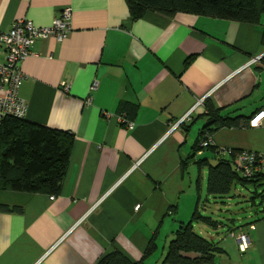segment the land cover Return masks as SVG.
<instances>
[{"label": "crops", "instance_id": "1", "mask_svg": "<svg viewBox=\"0 0 264 264\" xmlns=\"http://www.w3.org/2000/svg\"><path fill=\"white\" fill-rule=\"evenodd\" d=\"M64 7L69 35L33 43L20 63L19 95L26 121L73 134L68 169L56 196L0 191V204L22 208L0 211V264H97L114 249L139 260L152 237L156 249L143 264H161L176 229L211 197L202 200L205 168L199 182L194 162L181 168L203 104L173 125L202 98L246 116L264 107V14L258 24L187 12L131 20L127 0H0V32L24 18L48 26ZM120 113L132 128L118 122ZM211 137L217 147L264 153V126L224 127ZM206 153L213 155L195 158ZM259 198L226 234L212 217L211 233L193 223L223 249L218 264H264ZM239 225L249 238L244 251L229 235Z\"/></svg>", "mask_w": 264, "mask_h": 264}, {"label": "trees", "instance_id": "2", "mask_svg": "<svg viewBox=\"0 0 264 264\" xmlns=\"http://www.w3.org/2000/svg\"><path fill=\"white\" fill-rule=\"evenodd\" d=\"M127 7L131 20L141 18L148 11L168 17L178 12H187L258 24L264 14V0H127ZM261 45L264 47V24L261 29ZM202 104L204 112L200 117L204 118V122L192 143L190 155L181 160L182 170L189 162H194L199 182L200 171L205 168L206 192L213 197L230 195L236 184L244 187L263 185L264 169L251 176L243 175L235 163L239 151L221 152L211 137L215 131L224 127H246L250 116L236 113V109L231 107H216L207 98L203 99ZM191 114L186 120H190ZM73 140V134L69 132L25 119L3 117L0 120V191L58 195L68 169ZM202 141H208L207 145H200ZM204 151H210L213 155L195 158ZM213 159L215 162L212 163ZM260 196L264 194L255 191L250 198L254 200V197ZM0 211L21 212L22 208L0 204ZM198 222L214 227L217 225L210 216L201 213L196 204L190 220L181 223L168 242L161 264H218L216 257L223 249L211 238L194 231L193 223ZM155 249V238L152 237L139 260H132L119 249H114L101 255L97 264H143V260L153 254Z\"/></svg>", "mask_w": 264, "mask_h": 264}, {"label": "built area", "instance_id": "3", "mask_svg": "<svg viewBox=\"0 0 264 264\" xmlns=\"http://www.w3.org/2000/svg\"><path fill=\"white\" fill-rule=\"evenodd\" d=\"M71 8L64 7L53 18L48 26H36L28 19L16 20L7 31L0 32V120L3 117L11 116L24 119L27 111L26 101L20 97L19 89L25 78L21 70L20 63L31 52V47L36 40H45L53 38L56 41L64 40L70 33L69 24ZM257 56L251 58L248 64L258 61ZM97 82L94 81L92 88H95ZM203 102L200 99L193 108L187 112L173 127L189 118L191 112ZM118 122L127 128H132L133 123L127 119L125 113L117 116ZM248 125L251 127L264 126V107L256 110L249 118ZM211 142V141H209ZM207 142H201L200 145H207ZM221 152H227L228 148H219ZM236 167L246 176H251L254 172L264 169V153L239 151L235 156ZM136 209L139 206H135ZM254 228L253 225L250 226ZM237 243L238 248L244 251L249 246L248 235L241 229L229 232Z\"/></svg>", "mask_w": 264, "mask_h": 264}, {"label": "rangeland", "instance_id": "4", "mask_svg": "<svg viewBox=\"0 0 264 264\" xmlns=\"http://www.w3.org/2000/svg\"><path fill=\"white\" fill-rule=\"evenodd\" d=\"M199 124L202 125L203 121L200 120ZM207 156H210L209 153H206ZM215 160H212V163ZM204 184L206 186V171L204 173ZM257 193H264V185H260L254 187L252 185L248 186H241L240 184H236L232 187L230 196H223V197H209L208 203L205 204L204 209L202 208L201 211L204 215L210 216L213 219L219 221L221 226L219 227V234L223 235L228 232L229 227L232 228V223L237 224L239 221L246 222L247 216L249 211H251V207L255 208L259 206L260 198L254 197L256 202V206H253L250 201V197L254 195V192ZM240 195H237L238 193ZM207 193H203V202L207 197ZM232 220V221H231ZM196 231L199 227L205 228V230L209 233L213 232L211 226L203 225L201 223L196 224L194 223ZM205 237H208L206 232L202 234Z\"/></svg>", "mask_w": 264, "mask_h": 264}]
</instances>
